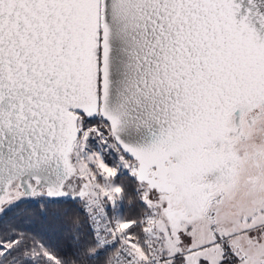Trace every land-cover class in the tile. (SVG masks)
I'll return each mask as SVG.
<instances>
[{
	"label": "snow or ice",
	"instance_id": "obj_1",
	"mask_svg": "<svg viewBox=\"0 0 264 264\" xmlns=\"http://www.w3.org/2000/svg\"><path fill=\"white\" fill-rule=\"evenodd\" d=\"M0 264H264V0H0Z\"/></svg>",
	"mask_w": 264,
	"mask_h": 264
}]
</instances>
